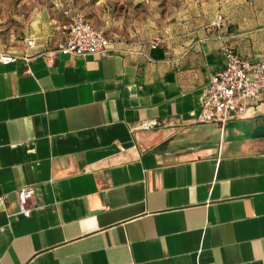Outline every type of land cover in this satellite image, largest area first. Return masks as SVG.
Masks as SVG:
<instances>
[{
  "label": "crops",
  "instance_id": "crops-1",
  "mask_svg": "<svg viewBox=\"0 0 264 264\" xmlns=\"http://www.w3.org/2000/svg\"><path fill=\"white\" fill-rule=\"evenodd\" d=\"M169 2L31 12L0 64V264H264V93L247 116L199 121L224 43L264 59V0ZM77 10L110 49L51 63Z\"/></svg>",
  "mask_w": 264,
  "mask_h": 264
},
{
  "label": "built area",
  "instance_id": "built-area-1",
  "mask_svg": "<svg viewBox=\"0 0 264 264\" xmlns=\"http://www.w3.org/2000/svg\"><path fill=\"white\" fill-rule=\"evenodd\" d=\"M69 27L65 39L46 52L52 63L58 54L80 56L85 54H105L110 49L112 39L105 30L92 24L84 14L73 11L69 14ZM220 16L214 22L220 26ZM27 46L35 45V40L27 39ZM224 67L216 72L202 90L200 122H215L222 126L228 121L244 117L258 108L264 93V59L252 60L234 51L227 43L222 46ZM20 56L11 53L0 45V64L15 62ZM30 60V57H26ZM35 196L31 184L18 190L19 214L30 217V203ZM5 196H0V204Z\"/></svg>",
  "mask_w": 264,
  "mask_h": 264
},
{
  "label": "rangeland",
  "instance_id": "rangeland-1",
  "mask_svg": "<svg viewBox=\"0 0 264 264\" xmlns=\"http://www.w3.org/2000/svg\"><path fill=\"white\" fill-rule=\"evenodd\" d=\"M156 3L168 0H154ZM52 0H0V45L5 50L14 49L20 45L21 35L31 12ZM179 0H170V4H178ZM167 8V7H166ZM92 23L90 13L77 10ZM95 25V24H94ZM96 26V25H95ZM98 27V26H97Z\"/></svg>",
  "mask_w": 264,
  "mask_h": 264
}]
</instances>
